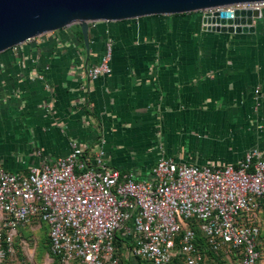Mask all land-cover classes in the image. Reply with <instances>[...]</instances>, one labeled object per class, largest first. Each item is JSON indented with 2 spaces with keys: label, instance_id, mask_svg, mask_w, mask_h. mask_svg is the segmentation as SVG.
Instances as JSON below:
<instances>
[{
  "label": "crops",
  "instance_id": "1",
  "mask_svg": "<svg viewBox=\"0 0 264 264\" xmlns=\"http://www.w3.org/2000/svg\"><path fill=\"white\" fill-rule=\"evenodd\" d=\"M201 20L194 13L92 24L88 58L77 26L47 37L37 63L28 56L24 69L42 73L51 85L55 120L42 110L50 100L43 85L19 76V56L0 54L3 168L27 173L35 161L31 142L43 156L59 158L71 142L92 146L100 137L108 166L136 181L149 179L159 147L164 157L192 167H237L254 149L264 156V10L248 35L205 33ZM57 42L65 45L58 56ZM108 44L110 74L86 84L83 94L84 68L99 64ZM23 52L29 55L27 47Z\"/></svg>",
  "mask_w": 264,
  "mask_h": 264
},
{
  "label": "built area",
  "instance_id": "2",
  "mask_svg": "<svg viewBox=\"0 0 264 264\" xmlns=\"http://www.w3.org/2000/svg\"><path fill=\"white\" fill-rule=\"evenodd\" d=\"M240 8L260 18L264 2ZM52 34L11 51L19 56V76L40 82L49 94L42 110L55 120L51 85L42 73L24 69L28 56L37 63L41 43ZM64 47L57 42L55 55ZM110 58L108 44L101 62L84 68L80 92L88 94L86 84L110 74ZM76 71L71 65L69 76ZM260 93L253 92L255 111ZM78 104L91 111L86 99ZM104 145L103 137L92 146L73 141L67 155L48 158L31 142L35 161L27 173L7 172L0 163V264H38L41 232L48 249L40 264H206L208 253L223 264H262L264 156L258 149L237 167H192L164 157L159 147L149 179L136 181L108 166Z\"/></svg>",
  "mask_w": 264,
  "mask_h": 264
},
{
  "label": "water",
  "instance_id": "3",
  "mask_svg": "<svg viewBox=\"0 0 264 264\" xmlns=\"http://www.w3.org/2000/svg\"><path fill=\"white\" fill-rule=\"evenodd\" d=\"M264 0H0V54L37 37L77 26L88 58L89 26L202 13L201 30L220 35L255 32Z\"/></svg>",
  "mask_w": 264,
  "mask_h": 264
},
{
  "label": "trees",
  "instance_id": "4",
  "mask_svg": "<svg viewBox=\"0 0 264 264\" xmlns=\"http://www.w3.org/2000/svg\"><path fill=\"white\" fill-rule=\"evenodd\" d=\"M77 39L79 40V43L82 45V38H81V33H80L79 28H78V33H77ZM198 236H199V233H198ZM262 237H264V228L262 229ZM47 249H48V239H47L46 233L41 232L40 233V242H39V254H40V256L43 255L47 251ZM208 256L211 259H213L215 262H218L219 264H223L213 254L208 253ZM177 262H178V259L173 260L172 264H177ZM55 264H57V263H55ZM124 264H130V263H124ZM138 264H141V263L138 262Z\"/></svg>",
  "mask_w": 264,
  "mask_h": 264
},
{
  "label": "rangeland",
  "instance_id": "5",
  "mask_svg": "<svg viewBox=\"0 0 264 264\" xmlns=\"http://www.w3.org/2000/svg\"><path fill=\"white\" fill-rule=\"evenodd\" d=\"M72 29H75L76 27H71ZM82 48H83V46L80 48L81 50H82ZM7 52H9V51H7ZM42 253V252H41ZM43 254V253H42ZM43 255H41V256H38V258H37V263L38 264H40V260H41V257H42ZM14 264H18V262H15ZM206 264H219L218 262H215V261H213V260H211L209 257H208V261L206 262ZM262 264H264V259H263V262H262Z\"/></svg>",
  "mask_w": 264,
  "mask_h": 264
}]
</instances>
